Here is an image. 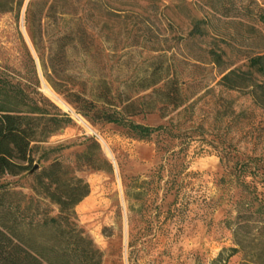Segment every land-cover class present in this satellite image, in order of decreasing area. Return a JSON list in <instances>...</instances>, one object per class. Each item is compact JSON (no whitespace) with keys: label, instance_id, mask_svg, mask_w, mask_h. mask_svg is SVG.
I'll return each mask as SVG.
<instances>
[{"label":"rangeland","instance_id":"1","mask_svg":"<svg viewBox=\"0 0 264 264\" xmlns=\"http://www.w3.org/2000/svg\"><path fill=\"white\" fill-rule=\"evenodd\" d=\"M60 36L69 43L55 77L49 60ZM263 47V24L222 16L203 0H0V86L23 98V108L63 117L32 143L33 166L58 160L88 184L74 220L102 264L264 263V231L248 215L264 206V105L249 88L218 84ZM155 63L180 81L182 106L114 124L72 101L102 79L122 98H148V81H139ZM129 123L155 130L141 138ZM0 184L42 202L29 171ZM238 212L249 217L243 230Z\"/></svg>","mask_w":264,"mask_h":264},{"label":"trees","instance_id":"2","mask_svg":"<svg viewBox=\"0 0 264 264\" xmlns=\"http://www.w3.org/2000/svg\"><path fill=\"white\" fill-rule=\"evenodd\" d=\"M203 1L222 16L241 15L264 25V6L256 0L240 3L234 0ZM65 38H58L55 53L49 60L55 77H60L61 63L65 61V47L69 43ZM213 61L219 64L221 56L214 54ZM143 80L148 81L143 87L152 89L148 98H122L121 92L113 93L102 79L99 80L100 89L96 92L92 89L90 98H86L82 90L71 94L72 101L84 115L89 113L93 119L114 124H125L126 116L153 110L164 114L168 108L176 109L183 105L180 81L161 64L155 63L149 75L139 83ZM218 84L227 90L249 88L251 96L264 105V47L247 56L245 70H229L221 76ZM23 105H27L23 98L0 86V178L5 174L18 175L29 171L35 180L34 190L42 202L27 199L24 194L0 184V264H102L101 252L74 220V207L88 195V184L70 174L58 160H52L39 171L33 166L32 143L39 135L48 136L54 132L63 122V117L59 114L45 116L41 108L34 105L23 108ZM128 127L136 130L141 138L148 137L155 130L131 123ZM242 190L252 194L251 198H259L256 187L252 185L243 184ZM44 201L55 206V214H51ZM248 213L260 224L257 231H264L262 203ZM248 218H243L238 212V230L247 226Z\"/></svg>","mask_w":264,"mask_h":264},{"label":"bare ground","instance_id":"3","mask_svg":"<svg viewBox=\"0 0 264 264\" xmlns=\"http://www.w3.org/2000/svg\"><path fill=\"white\" fill-rule=\"evenodd\" d=\"M47 91H49V90L47 89ZM49 93H51V92L49 91Z\"/></svg>","mask_w":264,"mask_h":264},{"label":"water","instance_id":"4","mask_svg":"<svg viewBox=\"0 0 264 264\" xmlns=\"http://www.w3.org/2000/svg\"><path fill=\"white\" fill-rule=\"evenodd\" d=\"M37 166L35 165L34 168H36Z\"/></svg>","mask_w":264,"mask_h":264}]
</instances>
